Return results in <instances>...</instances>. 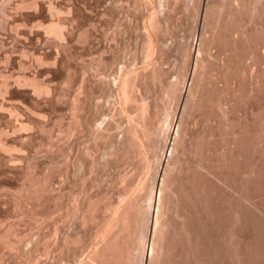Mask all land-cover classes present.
Segmentation results:
<instances>
[{
  "label": "rangeland",
  "instance_id": "1",
  "mask_svg": "<svg viewBox=\"0 0 264 264\" xmlns=\"http://www.w3.org/2000/svg\"><path fill=\"white\" fill-rule=\"evenodd\" d=\"M18 1H21V0H0V82H4L6 84V87L3 89L8 88V89H6L8 92L6 90H3V89L0 90V92L2 91V93H0V103H1L0 104V110H3V112L5 113L4 114L2 111H0V114H3V117L0 116V121L2 122V123L0 122V133L3 131V133H1L2 137H7L11 140L18 137L19 135L21 136L23 134V137L20 139V141H17L18 146H17V143L16 144L15 143L9 144V146L12 148V151H10V152L11 153L13 152L12 154L9 152V154L13 155L16 153L15 155H18L20 153V155H18V156H21V154H22V156L25 155L23 157L27 158V159L14 160L15 162L13 160L12 161L6 160V165H8V161H9L10 167H12L14 170L13 169L10 170V172L12 171L11 173L7 172L8 173L7 176H6L7 173L4 175H0V180H2V181H0V198H1L0 199V229H2V230H0V232H4L3 230H7V229L9 230L10 229L11 233H13V234L17 233V235H21V236H18L21 239V240L19 239L20 243L18 242V247H17L18 249L17 248H16V250L10 249L8 251V248H4L3 251L1 250L0 253H1L2 261L4 262V264L5 263L6 264H28L27 261L28 260L30 261V259L31 258L33 259V257L37 261L40 260V261L47 263V264H77L78 261L88 259L91 249L94 246H97L99 239L95 238V240H94L93 236L91 237V235H90V233L93 232L94 226H95V224H90V223H96L97 219L92 220L93 222L87 221L85 223H88V224L84 223L82 225L79 218H75L77 216L74 217L70 214V199L72 198L73 195H75V191L77 189L81 188L82 186H84V188L86 190V194H90V196L91 195L94 196L95 194L101 195V194L105 193L106 198H107L106 200L111 199L110 201H113V200L117 201L118 199L121 198L122 187H123V183L119 180L120 177L118 178V176H121V177H123V176L127 177L128 176V178L132 180V182L130 180V182L132 183V186L130 188L133 187V189H134V185H136V183H138L142 179L143 175L145 174V171L143 170L144 171V173H143V171H141L139 169L138 170L135 169L136 168L135 167L136 159H132L130 157L128 160L126 159L123 162H120V161H118V162L112 161L111 162L109 160V155H107V154H109L108 151L109 150L111 151V148L109 149V147H110L109 140H103V141H100L98 143L97 142L95 143L94 140L91 139L92 137L89 136V134L85 133V132H81V133L75 132L72 136L65 135L66 129L69 127L70 123L72 122L71 110H69L70 109V102L74 96L73 94L77 93L78 90H80V91L76 95H79V97L81 95L80 98H82L83 93H82V89H81L80 85L84 84L85 83L84 81H86L88 79V77L91 78L93 76L92 78H94V79H102V78L108 77V78L112 79L118 73V71H120V69L122 70L123 68L129 67V66L132 68H135V69H139V68L140 69H144V68L146 69L149 67L151 68L153 63L157 62V60H155V59H154L155 61L154 60H146L145 58L143 59L142 58L143 56L141 57V53H140V51H141L140 50V44L142 42V36L144 34L143 33L144 32V26H143L144 21L143 20H144L145 16L149 13L150 10H149V8L143 7L141 5L140 6L137 5V8H136V5L134 4V2H135L134 0H107V1L106 0H100V1L99 0H53L54 2L52 0H37V1H41L43 5L45 3L46 4L44 6L45 8H46V6L48 8V4L52 1L50 3L51 7L49 6L51 9L52 6L55 5L54 6L55 9L53 8L54 11L52 13H54L55 10H57V12H58V9H59V12H61V13L58 12L61 15H57L56 14L57 12H56V13H54L55 15L53 14L52 17L55 18L54 16H57L56 18L67 20L68 24L67 23L65 24V29H67V30L64 29V32H67V33L69 32V35L71 33V35H70L71 40L68 42L67 39L66 40L63 39L64 41L61 39L63 42H65V44H64V45H66L65 47H67V45H68V47H67L68 50H67L66 48L62 49L61 47L58 46L57 43H55L56 41L53 38V35H52V38H53L52 39L50 33H47L46 31H45L46 33L44 32V30H45L44 26H47L48 23L44 22V20H42L43 14L41 11L39 9H36V8H31L28 6L25 7V5H21L20 2L18 3ZM114 1L117 3H115ZM163 1L166 2L165 6H164V9L166 8L164 10V12H165L164 17L166 18L167 16H165V15H167V14L169 15L167 17V18H169V22H168V19L166 18L167 19L166 24H168V23L169 24L167 27L168 30L162 34V35H164V36H162L163 37L162 38V41H163L162 45L163 46L161 45L160 53L162 54V51L163 50L164 51L162 54L163 56L160 57V61L158 62V64H159V68L162 71L161 74L163 73L164 76L163 75L161 76V78L163 79L162 80L163 82H161L160 85L161 86L163 85V88H164L168 81L169 82L173 81L176 78H178V77L180 78L181 75H183L184 77L182 76L180 79L179 78L177 79L178 83H179L178 89L181 88L182 92H184V90L187 87H189L188 85L190 83H191V87H192V85L195 84L196 81H197L196 83H198L199 82L198 80L200 79V84L198 83L200 87L198 86L199 88H196V91L199 90V91H197V93L199 92V95L201 94L203 97L207 96L204 98V102L207 101L206 102L207 104L204 103L205 106L203 105L205 108L202 107V109H200L199 111L197 110V112L194 111V112L190 113L188 120H187V118L185 119V122L187 120L186 124L184 122L181 125L182 129L183 128L184 129L182 130L179 127V129L181 130V131L179 130L180 132H183L184 130H186V132L180 133V135L178 134L179 138L182 137V139H180V142H179V139L177 138V140H178V141H176L177 144H174V146L176 145V147L175 148L173 147V150H176V151H174V155L172 153L173 156H171L172 158L174 157L173 158L174 160L172 159V160H170L171 163L169 162V164H174V165L171 166L173 169L171 172L172 174L170 173L171 175H169L170 177H168V181L169 182H171V180L174 181L173 182L174 186H181L182 188H184V190H186V189L189 190L188 192H190L192 190L191 191L192 194H194L193 191L195 193H197L199 191L197 197H200V194L202 196L200 198H196V199H198L196 202H197V204L202 203V205L200 204L201 206L196 204L195 194L193 197H191V193H188V195H190L189 197L194 200L196 208L198 207V209H200L199 210L200 213L202 211L201 207L203 206V203L205 201H207L208 199L209 200L207 202L209 205H211V207L213 209L216 208L215 210H217V211L219 208L221 209L218 211L219 213H221V215L223 214V212L224 213L226 212L223 215L224 219L222 216V220L225 221V222L223 221V223H224L223 226L225 229L227 228V230L231 229V227H233V229H231V231L235 230L234 233L236 235L228 230L229 233L233 234L236 237V238H234V236H233L235 243H237L235 246V250L236 249H237V251L239 250L238 251L239 253H242V251H243V254L247 253L248 256H249L248 253L253 251V253H250L249 257H252L254 255L255 258L254 257H252V259L248 258V260H250L249 262L251 264L252 263L253 264H262L263 263L264 264V259H263L264 255L262 256V254H264V250H263L264 249L263 248L264 247V241L262 244V240H264V238H263L264 237V219H263L264 216L261 217L262 216L261 213H260V215L257 214V213H259V211H257V209L259 207H260L259 209L263 208V210H264V207H263L264 206L263 205L264 204L263 203L264 202V187H263L264 182H260V181H264V178H263L264 177L263 176L264 175V173H263L264 172V165H263L264 164V162H263L264 156H263V154H261V152H263V148H264V121H262L264 119V75H263L264 74V43H263L264 42V0H255V3L248 8V12L244 15V21L246 23V28H247L248 32L251 31V34H253V32H254L253 36L256 35L257 36L256 38L259 39V40H256L254 37V39L256 40L255 44H256V46H258L257 58L254 59L252 56L246 55L242 61V66H241V69L243 67H245L246 69H248L249 72H250V70H258L261 72L260 73L261 74L260 80L263 79V80H261L263 85L262 84H260V85L262 88L259 85V87L261 89H259V87H258V89L256 88L254 91L252 90L253 87H252V84L250 83V78L246 74L243 76L241 74H239L236 77L235 76H229L227 80H224V79H222V77L218 73V70L220 69L219 64L217 66V63H219L218 59H215L214 57H212L215 60H217V62H215L213 59L212 61L210 60L211 63L209 62V64H207V62L204 63L203 61H202L203 62L202 63L201 59L199 60L200 62H198V59L200 57L198 59L196 57H194V53H195L194 49L198 45L199 38L201 37L200 36L201 31L200 30H201V26L203 24L202 9H203L204 5L206 4L207 0H201V4H200L201 9L199 11V16L197 15L198 17L195 15H196V12H197L196 9H197L198 4L200 3V0H192V1L191 0H163ZM210 1L212 2L214 0H208V2H210ZM107 3L110 6L107 7L106 6V5H108ZM114 4H115V6L118 7V9H117V7H114ZM120 4L122 6H125V8L124 7L122 8ZM16 5H18L19 7L20 6H22V7L19 8ZM185 6H187L186 9H185ZM190 6H191V8H190ZM113 7L115 8V10ZM120 7H121V10H120ZM192 7L193 8L195 7L194 8L195 13H194V10ZM2 8H3V10H4V8L6 9L5 15H4L5 18L2 15ZM105 8L107 9V11ZM111 8H113V10ZM34 9H36V11ZM32 10H34V11H32ZM111 10L113 13L111 12ZM191 14H192V16H191ZM30 15L33 17L31 18ZM193 15H194V17H193ZM27 16L29 18H27ZM124 18L126 19V22L124 21L125 20ZM1 21H2V23H1ZM6 22H8V23L6 24ZM40 26H43L44 28L42 29V27H40ZM127 26L130 28H128ZM125 27H126V29H125ZM120 28L121 29L124 28V31L119 32V34H118V30H120ZM24 31H25V33H24ZM38 32L40 34L42 33L41 35L43 37L37 36ZM88 32H90L91 34ZM259 32H261V33H259ZM83 33H87L88 38H84ZM44 34H48V35L45 36ZM81 34H83V35H81ZM81 36H82V38H81ZM260 38H261V41H260ZM54 43H55V45L56 44L57 45L55 46ZM177 45H182V46H184L183 48H188V49H186L187 51L190 49L189 50V56H188L190 58V61L188 60L187 57H184V53L182 52V50L177 48ZM238 47H239V45H238ZM242 47H244V46H242ZM242 47L240 46V48H239L240 51H242L244 49ZM176 49H178V50H176ZM61 50L64 51V54H63V51H61ZM215 50H217L216 47H214V49L211 50L213 54H215V52H217ZM66 53H68V54H66ZM56 55H58L59 58H61V61H62L61 66L63 65L61 67V69H60L59 63H56V65L54 66L53 58ZM195 56H196V53H195ZM34 57H36V58L34 59ZM65 57H66V59H65ZM38 58L41 59V61H42L41 63L34 62L35 60L36 61L39 60ZM186 58H187V60H185ZM69 62L71 63V65ZM27 63L30 64V66ZM31 63H32V65H31ZM25 64H27L28 66H26ZM51 64L53 65L54 70H53V68L51 69L50 66H49V68H47L48 65H51ZM215 64L217 67L215 66ZM52 65H51V67H52ZM21 66H23V67H21ZM38 66H40L41 68ZM64 67L66 68V70ZM39 68H40V70L50 69L53 71L52 72L53 74L51 72L50 73H43L39 76V78H41L42 80H44L45 78L46 79L48 78L49 80H51L52 81L51 83L55 84V86H56V91H57L56 94L57 95H55V97H54L56 100L53 98L51 101H49L47 99V97L46 98L43 97L42 101L44 103L41 102V104H40V106L42 108L40 110L37 108L38 111H36V106L34 107V105H31V108H32L31 109L30 108L31 103H28L25 100V98L22 97L24 95H22L23 93H21V92L24 89H23V87L21 88V82L19 80L23 77V75L26 76V74L29 75V73H31L30 75L38 74L36 72H39V70H38ZM217 68H218V70H217ZM193 70H194V73H192ZM66 71H69L68 77H70V78H68V80H66V78H65V72ZM191 74H193L192 75L193 78L191 77ZM218 75H219V77H218ZM19 76L21 78H19ZM63 76L65 79L63 78ZM198 76H200L201 78H199ZM189 77H190V79H189ZM191 78L193 81H190ZM17 80L19 81L20 86L18 88H15V85L18 86ZM65 81H66V83H65ZM183 82H184V84H183ZM187 82H189V84ZM180 83H181V85H180ZM182 84H183V86H182ZM9 85H10V88H9ZM92 85H93V83H92ZM155 85L152 87L150 84L152 90H148V89H150V87L147 86L148 88L146 89L147 90L146 94L150 96L149 97L150 101H152V102L156 101V103L158 102L157 105H158V107H160V105L163 104L158 99V97H159L158 90L160 88L157 87V86H159L158 84H155ZM195 85H193V87H195ZM11 87L14 88V90L11 89ZM19 88H20V90H19ZM93 89L95 90V85L92 87V91H94ZM192 90L194 91V88ZM5 91H6V93H5ZM11 91H12V93H11ZM148 91H149V93H148ZM200 91L202 93H200ZM256 91L257 92L259 91L260 94L259 93L257 94ZM204 92H206L205 96L203 94ZM92 93H93V96L91 95L92 97H89V98H91V99H89V101L87 98L88 105L91 102L90 103L91 105H89L90 110L88 109L90 111V114H94L95 116L97 114L96 117H97V121L99 123L105 122V120L108 121L109 117L112 114H114L113 115L114 116L113 121L117 125V128L111 132L113 133L114 138L116 140L119 139L122 135L121 131H123L124 127H126L128 125L127 124L128 119L126 118V116L121 114V113L118 114L119 111H117V110H119V107H121V105H119L118 102L115 101L113 97L108 98L105 94H101V93L99 94V92L97 90H95ZM17 94H19L20 97ZM10 95H12V96H10ZM13 97H16V98H13ZM168 97L169 98L166 101L167 102L166 105H168V109H167L168 114H165V112L163 111L162 108H158L159 109L158 110L159 115L157 117L158 118L157 122H159V120H160V122L157 123V125H159V127L161 126L159 128L158 138H160L159 140H161L160 141L161 144L163 142L162 140L164 139L163 136L167 133L166 128H168V126L165 127L167 124L164 126L165 123H163V122L165 121V119H167V121H169L171 119L172 116H170V115L173 113V108L175 107V102H176L175 96L169 95ZM171 97L172 98L174 97V98L172 99ZM21 99L22 100L24 99L23 101H25V102H22ZM17 103H18V105H16ZM51 103H52V105H51ZM59 103H60V105L58 107L57 105ZM20 104H22V105H20ZM210 104H212V106H210ZM4 105H6V106H4ZM14 105L17 107V110H16V107ZM117 105H119V106H117ZM213 105H214V107H213ZM25 106L27 108H29L30 110L27 108L25 109ZM2 107L6 108V109H3ZM161 107H162V105H161ZM125 108L129 109L126 112L129 114H126V115L131 116V114H134L135 108H132V105H127V106H125ZM218 108H220V109H218ZM13 109L15 111H13ZM97 109H99V110H97ZM18 110H20L21 112ZM26 110H28V111H26ZM45 110H46V112H45ZM91 110L93 112L95 110L96 111L93 113ZM131 110H133V111L131 112ZM31 111H33V112H31ZM99 111L101 113H99ZM206 111L209 113H207ZM12 112H16V113H12ZM7 113H9V115ZM219 113H220V115H218ZM14 114H16V116ZM19 114L21 116H19ZM31 114H32V116H31ZM34 114L38 119L33 118V117H35ZM12 115H14L15 117ZM41 115H43V116H41ZM168 115H169V118H167ZM4 116H5V118H4ZM26 116H29V117H26ZM21 117H22V119H21ZM30 117L32 118V120ZM40 117H42V118H40ZM261 117H262V119H260L261 120L260 121L259 118H261ZM29 118H30V120H29ZM43 118L44 119L46 118V121ZM14 119H16L17 122ZM25 119H27V120H25ZM39 119H42L43 121L39 120ZM7 121L8 122L12 121L13 124H16V123L22 124V122H23L24 129L23 128L22 129L17 128L16 130H18V131L15 130L16 131V133H15L14 129H12L10 126H8V125H10V123L7 125L5 124V122L8 123ZM36 121H37V123H36ZM260 122L263 124H261ZM38 123H42L41 124L42 126L44 125L43 128L45 130L42 129V131H44L45 134L41 131V129L40 130L38 129V127H37ZM217 123L220 125V127H218L219 125ZM258 123H260V124H258ZM183 125H184V127H183ZM244 125H246L247 127L249 126L247 129H248V133L251 135L250 139H252V138L255 139L257 137L255 139V141H256V145L258 147L257 150H259L260 153L257 151V153H255V154H257V156H258L259 162L257 161V159H258L257 156L253 157L255 159H253L251 157V155L249 154V153H251V151L248 149L249 152L246 150V152H244V155H243L244 158H242L244 160L248 156L247 154H249V157L245 159V160L249 159V160H247L249 162L245 161L246 162L244 164L245 166H243L244 161L242 162V159H241L238 161L241 163V165L238 162H237L238 165H236L237 163L232 164L235 168H236V166H238L237 169H234V167L231 164H230V166L228 165L229 167L225 166V169L224 168L223 169L226 172V174H225V172H223V174H222V171H223L222 168H220L222 171L220 169H218V170H220L222 177H224V178L226 177L225 180L228 181L227 184L229 183L230 184L229 186L233 187L235 185L233 188L234 190L231 188L233 190V192L230 188L227 187L228 188L227 189L226 186H225V188L224 187L221 188L223 184L222 183L218 184L217 181H215V180L212 181L211 178L206 179L207 180L206 182H208L206 184L210 183L209 185H206L205 183H203V182H205V180H204L205 178H203V182H202L203 185H202L201 184L202 178L199 177L196 173H194L195 170L200 166H202V167L217 166L219 161L223 157L222 156L223 152H226L225 148H224V146H226V145H224V143H222L220 135H225L226 138L228 139V141L229 140L231 141L230 137L232 136V134H230V132L231 131H232L231 133L236 132V134H237L239 131L242 130ZM31 126H32V128L30 129ZM223 126H225V127H223ZM161 128H163V130ZM259 128H260V131H259ZM261 128H262V130H261ZM19 130H21V133ZM37 130H39V131H37ZM164 130H165V132H164ZM45 131L46 132L48 131L49 136L46 134ZM223 131H224V133H222ZM40 132L42 133V135H40L41 134ZM37 133L40 136H38ZM35 134L37 137L35 136ZM76 134H78V135H76ZM249 134H248V137H250ZM32 135L34 137H32ZM254 135L256 137H254ZM13 136H15V137L12 138ZM21 140H22V142H21ZM181 140H182V143H181ZM200 142H201V144H200ZM21 144H22V147L19 146ZM95 144H96V146H95ZM260 147H262V148H260ZM85 149H91V150L96 149L95 151H92V152L94 154V157H96L95 159H97L96 162H98L99 164L97 165V167H95V169L91 173L88 172V165H87V163L89 162L88 158H86L84 156L86 158L85 159L82 156L83 155L82 152ZM260 156H261V158L263 157L262 158L263 161L260 158ZM224 157H228V154H226ZM28 158L31 160H29ZM251 158L253 161V165H252V161L250 162ZM74 159H75V162H77L76 160L80 159L79 162H77L78 164H76L75 162H74L75 164H72ZM175 159H176V162H175ZM82 160H83V162H82ZM153 160H154V158H151V157L149 158L150 163L153 162V163H151V165L154 164V166H155V163H154L155 161H153ZM16 161H18V162H16ZM13 162H14V166L12 165ZM84 162H86V163L84 164ZM26 163H29L30 166H32V170H34L33 174H35L37 178H40V179L43 178L44 179V177L46 176V178H47L46 186L47 187H46V190L43 191L44 193L42 191L38 192L37 194H34L31 192L30 194L26 193L27 194V196H26V194L24 192H21V191H20L21 193L19 192V188L22 185V183H23V185H26V186L28 184L27 183L28 179L23 177L25 175V173H27L26 171H28L27 167L25 168V165H29V164H26ZM33 163H34V165H33ZM254 163L255 164L257 163L256 166ZM17 164H18V166H17ZM79 164L81 166H79ZM249 164H251V166ZM100 165H102V166H100ZM246 165H248V167L250 166L249 168H253L255 170L257 167L260 168L259 171H258V168L256 170L258 173L255 171V173L253 174V175H255V174H258V175H255L256 177L253 175H252L253 177L247 176L245 173V171H247V170H245V169L248 167ZM257 165H259V166H257ZM15 167H16V169H17V167L19 169H17V171H16ZM77 167L79 168L78 170H76ZM97 168H99V169H97ZM20 169H22V170H20ZM23 169H26V170H23ZM232 169H234V171ZM218 170L216 169V171H218ZM241 170L242 171L244 170V171L242 172ZM233 172H234V174H232ZM22 173H24V175ZM195 174H196L197 178H195L196 177ZM191 175H194L195 177H193V179L195 178L196 180H193ZM228 175H229V177H228ZM238 175H239L240 179L238 178ZM260 175H261V177H259ZM3 177H5V178H3ZM22 177L24 178V180ZM231 177H232V179H230ZM241 177H242V179H241ZM243 177H244V179H243ZM246 177L251 178L252 182H251V180H249V178H247L248 180H245ZM190 180H192V181H190ZM210 180H211V182H210ZM195 181H197V182H195ZM198 181L200 182V185H198ZM233 181H236V182L234 183ZM243 181L246 183L249 182V184L248 183L244 184L247 186V188L245 186L242 189V186H243L242 183H244ZM177 182L180 183L181 185L178 184ZM253 182H254V184H253ZM257 183H258V186H257ZM188 184L189 185L192 184V185L189 186ZM241 184H242V186H239ZM194 185H195V189H198L196 186H199V188H200V186L202 185L203 186V187L201 186L202 190H201V188L196 190V191L194 189H191V188H194ZM210 185L211 186L213 185V187H211ZM260 186L262 187V189ZM235 187H237V188H235ZM255 187L257 188L256 191L254 190ZM205 188H206V190H205ZM222 189H223V192H222ZM237 189H238V191H237ZM239 189L243 193L246 192V195H247L246 197L248 198L247 201L246 200L244 201V204H242L243 202L242 203L239 202L242 205L237 203L239 200L234 198L235 194H236L235 197L236 198L238 197V194H239L238 192L240 191ZM244 189H247V191ZM204 190H205V192H204ZM207 190H208V192H207ZM224 190L225 191L227 190L226 192L228 193L229 197L226 196L227 193L226 192L224 193ZM251 190L252 191L254 190V191L252 192ZM14 191H16V192H14ZM130 191L132 193V190H130ZM203 192H204V194L205 193L206 194L204 195ZM247 192L253 197H251ZM207 193H209V194H207ZM12 194H13V196L14 195L15 196L14 197L11 196ZM4 195H5V197H4ZM28 195H30V196L28 197ZM11 197L15 198V199L12 200ZM82 197H81L80 201H83V199L85 200V197H83V198ZM202 197H204V198H202ZM205 198H207V199H205ZM226 198L229 199V201ZM249 198H251V199H249ZM221 199H223L225 202ZM18 200H19V202H18ZM181 200L182 201H180V200L178 201V202H180L179 203L180 205L179 204L177 205V203L175 205L176 210L179 208L178 214L180 216H178V218L174 217V219H173V216H168V219H172V221L169 220V222L171 225L173 223L172 226L178 227L180 225L178 222L181 223V220L179 218L182 219V216L183 217L185 216L184 217V219L186 218L185 223L187 225L189 224L188 227L190 226L191 229L194 226L195 228H193L194 230L193 229L192 230L194 231V233H196L195 230L198 228V225H197V222L195 221V219L193 217H190L191 216L190 214L192 213V211L189 208H191V207H188V209L184 208V207H186V205L187 206H190V205L187 204L188 202L187 203L185 202V199H184V202H183V199H181ZM202 200L204 202H202ZM236 200H237V202H236ZM20 201L22 203H20ZM186 201H188V200H186ZM221 201H223L222 204H220ZM234 201H235V203H234ZM17 202H18V204H17ZM226 202H228V205H229L228 207H227ZM182 204H183V206H182ZM218 204H220V205H218ZM101 205H102V203H100V205L97 206V209H96L97 212H95V216H96V213H97V216H98V214H101V211H100ZM216 205H218V206L216 207ZM255 205H257V207ZM260 205H262V206H260ZM59 206H61V207H59ZM234 206H235V208H234ZM229 207H231L230 209H232L230 212H229ZM237 208L241 209V211L239 210L240 213L244 211L243 213L239 214V216L242 217L241 219L239 218L240 222H238V223L240 225L237 224V222L235 223V220H234V218H235L234 213L238 212V211H236V210H238ZM180 209H182V210H180ZM223 209H225V211ZM242 209H244V210H242ZM187 210H189V212ZM33 211H35V212H33ZM245 211H247L249 213H247ZM38 212H40V213H38ZM231 212H233V213H231ZM21 213H22V215H21ZM31 213H33V214H31ZM185 213L188 216L184 215ZM248 214H250V215L248 216ZM45 216H46V218H45ZM250 216H253V217H250ZM32 217H34V220ZM258 217H261L260 218L261 220ZM176 218L179 219V221ZM188 218H189V220L193 219L194 222L189 221ZM184 219H183V221H184ZM230 220H231V222H230ZM187 221H189V222H187ZM252 223H255L254 226ZM190 224H192V225H190ZM234 224H237V225H234ZM261 224H263V226ZM246 225L249 228L246 227ZM256 225H257V227H256ZM258 225L261 228L260 227L258 228ZM234 226L236 228H234ZM240 226L242 227V229ZM252 227H253V230L251 229ZM55 228H58L56 234L53 231ZM91 228L93 230H91ZM254 229L255 230L259 229L260 231L261 230H263V231L260 232L258 230L259 232L258 231L256 232ZM83 231H87V232L84 233ZM90 231H92V232H90ZM237 232L238 233L240 232V233L238 234ZM248 232H250V233H248ZM19 233H21V234H19ZM61 234H62V236L63 235H67V236L69 235L72 237L78 236L79 238L82 237L83 239L81 238V243L74 244V245L71 244L70 245L71 247L69 246V249L67 247L65 249V251L63 252V254L65 252H67V253L64 255L61 253L62 254L61 255L58 251L55 250L56 245L59 243V240L61 239ZM237 234H238V236H237ZM244 234H246V235H244ZM260 234H262L263 236L262 235L260 236ZM11 236L9 238H13ZM86 236H87V238H86ZM253 236H256V237H253ZM38 237H40V238L37 239ZM244 237H245V239H244ZM248 238L251 240H249ZM34 239H36L37 242ZM236 239H239L240 241L242 240L243 243L239 242V240L237 241ZM260 239H262V240H260ZM38 240H39V242H38ZM244 240H245V242H244ZM32 241H34V242H32ZM41 241H43V244L41 243ZM249 241H250V244L248 243ZM82 242L83 243L85 242V243L83 244ZM87 242H91L90 246L88 245L89 243H87ZM258 242H260V244ZM34 243H35V245L37 243H39L38 244L39 248H40V246L42 247L44 245L43 246L44 248L39 249L36 247L37 248L36 251L37 250H39V251L36 252L34 250L35 251L34 252L33 251V248L35 249ZM40 243H41V245H40ZM44 243H46V244H44ZM95 243H97V244H95ZM246 243L249 245H247ZM31 246H32V249H30ZM84 246H86V247H84ZM237 247H239V248H237ZM242 247L243 248L245 247L244 250ZM249 247H251V248H249ZM28 248L30 250H32L34 253L32 251H30ZM249 249H251V250H249ZM20 250H22V252L23 251L24 252L21 253ZM40 250L43 252L44 251L45 252L47 251V252L42 253ZM25 251L27 253L29 252V254L31 256H29V254H27ZM244 251H246V252L244 253ZM259 251L261 252V254ZM75 252H76V254H75ZM256 253L259 254L260 257ZM18 254H20V256ZM26 254H27V256H26ZM58 254H59V256H58ZM204 254H205V252H204ZM18 256L21 259H19ZM28 257H29V259H28ZM68 257H69V259H67ZM203 257H205V256H203ZM258 259H259V261H258ZM63 260H64V262H63ZM25 261H26V263H24ZM8 262H10V263H8Z\"/></svg>",
  "mask_w": 264,
  "mask_h": 264
},
{
  "label": "bare ground",
  "instance_id": "2",
  "mask_svg": "<svg viewBox=\"0 0 264 264\" xmlns=\"http://www.w3.org/2000/svg\"><path fill=\"white\" fill-rule=\"evenodd\" d=\"M53 1V0H52ZM51 1V2H52ZM100 1V0H99ZM98 1V2H99ZM107 1V0H106ZM135 1V2H134ZM134 4L136 5V8H137V5H141L143 7H147L149 8V13L145 16L144 18V22H143V26H144V34L142 36V42L140 44V53H141V57L146 60H157V62H154L152 67L150 68H144V69H135V68H132V67H126V68H123L122 70L120 69V71H118V73L114 76V78L110 79V78H102V79H94V78H89L84 81L85 83L84 84H81V89H82V98L81 95L79 97V95H76L80 90L77 91V93L73 94V98L70 102V109L71 110V120L72 122L70 123L69 127L66 129L65 131V135L67 136H72L75 132H85V133H88L89 136H91L94 140V142L98 143L100 141H103V140H109V144H110V147L109 149L111 148V151L109 150V160L112 162H123L125 161L126 159L128 160L129 157L132 158V159H136V164H135V169H139L141 171H145V174L143 175L142 179L136 183V185H134V189L133 187L130 188L132 186V180L128 178V176H118L119 180L123 183V187H122V195H121V198L118 199L117 201H110V200H106V194L103 193L101 195H91L90 194H86V190L84 188V186H82L81 188L77 189L75 191V195L72 196V198L70 199V214L72 216H77L75 218H79L80 222L82 223V225L87 222V221H90V222H93L92 220H96L97 219V222L96 223H90V224H95L94 226V230L91 228L92 233H90L91 237L93 236L94 240L95 238H98L99 239V242L97 244V246H94L91 251H90V254H89V257L87 260H81V261H78L77 264H251L248 260V258H251L255 256L251 255L252 257H249L250 256V253H253L250 252L248 253L249 256L246 254H243V251L242 253H239L237 251V249L235 250V246L237 243H235L234 241V238H236L233 234L229 233L228 230L232 233H234L235 230L231 231V229H233V227H231V229H228L227 228L225 229L224 228V223L222 220V216L226 213L223 212V214L221 215V213H219L218 211L221 210L220 208L217 210L213 209L211 207V205L208 204V200L204 201L202 200L203 203V206L201 207L202 211L201 213L199 212L200 209H198V207L196 208V205H195V202L198 200L196 198H200L202 195L200 194V197H197L198 196V192L195 193L193 191V193L195 194V202L193 199H191L188 195V193H191V197L194 196V194H192V190L190 192H188L189 190H184V188H182L181 186H174L173 185V182L171 180V182L168 181V177H170L169 175H171L172 173V167L174 164H169V162L171 163L170 160H172L173 158L171 156L174 155V151L176 150H173V147L175 148L176 145L174 146V144H177L176 141L177 138L179 139V142H180V139H182V137L179 138V135L180 133H184L186 132V130H184L183 132H180L182 129L181 125L185 122V119L189 118L190 116V113L196 111L197 110L199 111L200 109H202V107H204V103L207 104L206 102H204V98L207 97L205 96V93L204 92V96L203 97L201 94L199 95V92L197 93V90L196 91V88H199V84H200V79L201 78L200 76H198L199 78V84L195 82V87H192L194 88V91L192 90L193 88L191 87V83L189 84V82H187L189 85V87H187L184 92H182L181 88L178 89V78H176L175 80L173 81H168L167 84L165 85V87L163 88V85L161 86V82H163L161 76L163 75V73L161 74V69L159 68V64L158 62L160 61V57H162L163 55V51H162V54L160 53L161 51V45H162V35L163 33H165V31H167V27H168V24H166L167 22V19H168V22H169V18H167L169 15H165L167 16L166 18L164 17V6H165V1H161V0H134ZM192 1V0H191ZM20 2L21 5H25L28 6V7H31V8H36V9H39L42 14H43V19L44 22H47L48 25L47 26H44L45 27V30L44 32L46 31L47 33H50L51 35V38H52V35H53V38L55 39V43L58 44L59 47H61L62 49H67V47H65L66 45L65 42H63L64 40L63 39H67L68 42L71 40L70 38V35H69V32H64V29H65V24L67 23V20L66 19H60V18H56L57 16H54L55 18H53V14L57 12V10H55L54 13H52L54 10V6H52V10L50 9L51 7V2L48 4V8L46 6V9L44 6L46 5L44 3V5L42 4L41 1H37V0H21V1H18V3ZM48 2V1H47ZM54 2V1H53ZM105 2V1H104ZM103 2V3H104ZM115 2V1H114ZM187 2V1H186ZM101 3V2H100ZM117 3V2H115ZM137 3V4H136ZM191 3V2H190ZM198 3V2H197ZM255 3V0H214V1H210L206 2V4L204 5L203 9H202V20H203V24L201 26V37L199 38V43L198 45L195 47L194 49V52L196 53V56H195V53H194V57H196L198 59V62H200L199 60L201 59V62L203 61L204 63L207 62V64H209L210 60L212 61L214 58L215 59H218L219 63H217V66L219 64V70H218V73L219 75L222 77V79L224 80H227L229 76H237L239 74H241L242 76L243 75H247L249 78H250V83L252 84V90L254 91L256 88L258 89L259 85L262 84L261 79L260 80V71L258 70H250V72L248 71V69H246L245 67H243L241 69V66H242V61L243 59L245 58L246 55H249V56H252L254 59L257 58V48L258 46H256L255 44V41L256 40H259L257 39L256 35H254V32L253 34H251V31L248 32L247 28H246V23L244 21V15L248 12V8L253 5ZM108 4V3H107ZM112 4V3H111ZM122 4V3H121ZM120 4V5H121ZM186 4V3H185ZM184 4V5H185ZM193 4V3H192ZM201 0H200V3L198 4L197 6V9H196V15L194 14L195 13V10H194V15L195 16H199V11L201 9ZM113 5V4H112ZM117 5V4H116ZM194 5V4H193ZM18 6V5H16ZM15 6V7H16ZM50 6V7H49ZM57 6V5H56ZM107 7L110 6L109 4L106 5ZM19 7V6H18ZM22 7V6H20ZM19 7V8H20ZM114 7H117L115 6L114 4ZM113 7V8H114ZM121 7L125 8V6H122ZM121 7H120V10H121ZM135 7V6H134ZM187 6H185V9H186ZM59 8V7H58ZM61 8V7H60ZM70 8V7H69ZM75 8V7H74ZM113 8H111L113 10ZM184 8V7H183ZM191 8V6H190ZM28 9V8H27ZM30 9V8H29ZM36 9H34L36 11ZM55 9V8H54ZM73 9V8H72ZM106 9V8H105ZM118 9V7H117ZM26 10V9H25ZM32 10V11H34ZM48 12H47V11ZM65 10V9H64ZM67 10V9H66ZM111 10V12H112ZM115 10V8H114ZM191 10V9H190ZM5 11L6 9L2 8V15L4 16L5 15ZM29 11V10H28ZM50 11V12H49ZM63 11V10H62ZM68 11V10H67ZM107 11V9H106ZM110 11V10H109ZM192 11V10H191ZM58 12H59V9H58ZM56 13L57 15H61L59 13ZM66 12V11H65ZM70 12V11H69ZM68 12V13H69ZM110 12V13H111ZM126 12V11H125ZM33 13V12H32ZM37 13V12H36ZM40 13V12H39ZM113 13V12H112ZM111 13V14H112ZM35 14V13H34ZM41 14V13H40ZM107 14V13H106ZM1 15V16H2ZM36 15V14H35ZM34 15V16H35ZM55 15V14H54ZM193 15V17H194ZM29 16V15H28ZM27 16V18H29ZM63 16V15H62ZM127 16V15H126ZM192 16V14H191ZM197 16V17H198ZM30 17L32 18L33 16L30 15ZM40 17V16H39ZM144 17V16H143ZM5 18V16H4ZM35 18V17H34ZM127 18V17H126ZM125 19V18H124ZM18 20V19H17ZM36 20V19H35ZM128 20V19H127ZM3 21V20H2ZM1 21V23H2ZM26 21V20H25ZM126 22V19L124 20ZM5 22V21H4ZM43 22V23H44ZM8 22H6L7 24ZM68 24V23H67ZM131 24V23H130ZM127 25V24H126ZM129 26V25H128ZM127 26V27H128ZM131 26V25H130ZM42 27V29L44 28L43 26H40ZM130 28V27H128ZM38 29V28H37ZM126 29V27H125ZM36 30V29H35ZM67 30V29H65ZM22 31V30H21ZM30 31V30H29ZM40 31V30H39ZM70 31V30H69ZM124 31V28L120 30H118V34L119 32H123ZM20 32V31H19ZM41 32V31H40ZM45 32V33H46ZM25 33V31H24ZM31 33V32H30ZM90 33V32H88ZM256 33V32H255ZM261 33V32H259ZM258 33V34H259ZM22 34V33H21ZM42 34V33H41ZM39 32L37 33V36L39 37H43ZM84 34V38H88V34L87 33H83ZM81 34V35H83ZM91 34V33H90ZM45 36L48 35V34H44ZM260 35V34H259ZM258 35V36H259ZM44 36V37H45ZM261 36V35H260ZM259 36V37H260ZM263 36V35H262ZM255 37V39H254ZM258 37V38H259ZM37 38V37H36ZM52 38V39H53ZM82 38V36H81ZM90 38V37H89ZM44 39V38H43ZM63 41H62V40ZM38 40V39H37ZM45 40V39H44ZM263 40V39H262ZM53 41V40H52ZM73 41V40H72ZM260 41H261V38H260ZM43 42V41H42ZM47 42V41H46ZM51 42V41H50ZM63 42V43H62ZM259 42V41H258ZM54 43V45H55ZM71 43V42H70ZM257 43V42H256ZM264 43V42H263ZM51 44V43H50ZM56 44V45H57ZM68 44V43H67ZM239 47H238V45ZM258 44V43H257ZM55 45V46H56ZM57 46V47H58ZM163 46V45H162ZM189 46V45H188ZM240 46H244L242 48H244L242 51H240ZM184 46L182 45H177V48L182 50V52L184 53V57H187L188 60L190 61V58L188 57L189 56V50L187 51L186 49L188 48H183ZM187 47V46H186ZM214 47L217 48V52H215V54L212 53V49H214ZM60 48V49H61ZM59 49V48H58ZM163 49V48H162ZM176 49V50H178ZM68 50V49H67ZM63 51V50H61ZM113 53V52H112ZM181 53V52H180ZM57 54V53H56ZM60 54V53H59ZM63 54H64V51H63ZM68 54V53H66ZM191 54V53H190ZM71 55V54H70ZM161 55V56H160ZM37 57V56H36ZM34 57V59L36 58ZM214 57V58H212ZM6 58V57H5ZM11 58V57H10ZM51 58V57H50ZM71 58V57H70ZM187 58L185 60H187ZM212 58V59H211ZM7 59V58H6ZM39 59V58H38ZM64 59V58H63ZM66 59V57H65ZM215 62H217V60H215ZM8 60V59H7ZM13 60V59H12ZM53 63H54V66L56 65V63H59V66H60V69L61 67V58H59L58 55H56L54 58H53ZM112 60V59H111ZM154 60V61H155ZM10 61V60H9ZM27 61V60H26ZM28 62V61H27ZM34 62H37V63H41V59L39 60H35ZM68 62V61H67ZM100 62V61H99ZM197 62V61H196ZM202 62V63H203ZM214 62V63H215ZM52 63V62H51ZM70 63V62H69ZM211 63V62H210ZM21 64V63H20ZM28 64V63H27ZM25 64L26 66H30V64ZM129 64V63H128ZM206 64V65H207ZM23 65V64H22ZM32 65V63H31ZM36 65V64H35ZM52 65V64H51ZM51 65H48L47 68H50L52 69L53 68V65L51 67ZM71 65V63H70ZM69 65V66H70ZM127 65V64H126ZM131 65V64H130ZM203 65V64H202ZM201 65V66H202ZM37 66V65H36ZM67 66V65H66ZM65 66V67H66ZM77 66V65H76ZM132 66V65H131ZM194 66V65H193ZM204 66V65H203ZM216 66V64H215ZM216 66V67H217ZM23 67V66H21ZM40 67V66H38ZM43 67V66H42ZM58 67V66H57ZM64 67V68H65ZM205 67V66H204ZM215 67V68H216ZM41 68V67H40ZM40 68L38 69L39 72H36L38 74H34V75H30L31 73L26 74V76L23 75V77L21 78L19 76V78H21L19 81L21 82V88L23 87V91L21 93H23L22 97L25 98V100L28 102V103H31L30 104V108H31V105H34V107L36 106V111L37 108L40 110L42 107L40 106L41 102L44 103L42 101V98L43 97H47V99L49 101H51L56 94V86L55 84H52L51 80H48L44 79L42 80L41 78H39V76L43 73H52L53 71L50 70V69H44V70H40ZM72 68V67H71ZM54 70V68H53ZM66 70V68H65ZM69 70V69H68ZM183 70V69H182ZM6 72V71H5ZM67 72V73H66ZM65 72V78L66 80H68V74H69V71H66ZM181 72V71H180ZM179 72V73H180ZM178 73V74H179ZM185 73V72H184ZM187 73V72H186ZM194 73V70L193 72ZM53 74V73H52ZM166 74V73H165ZM200 74V73H199ZM47 75V74H46ZM57 75V74H56ZM185 75V74H184ZM193 74H191V77H192ZM218 75V77H219ZM264 75V74H263ZM22 76V75H21ZM43 76V75H42ZM72 76V75H71ZM164 76V75H163ZM183 75H181L182 77ZM188 76V75H187ZM62 77V76H61ZM180 77V78H181ZM184 77V76H183ZM217 77V76H216ZM64 78V76H63ZM64 78V79H65ZM179 78V79H180ZM193 78V77H192ZM191 78L190 81H193ZM248 78V79H249ZM186 79V78H185ZM190 79V77H189ZM188 79V80H189ZM165 80V79H164ZM184 80V79H183ZM5 81V80H4ZM19 81L17 80V84L18 86L15 85V88H18L20 86L19 84ZM54 81V80H53ZM6 82V81H5ZM15 83V84H16ZM55 83V82H54ZM66 83V81H65ZM68 83V82H67ZM83 83V82H82ZM93 83V85H92ZM194 83V82H193ZM153 87L155 84H158L160 89L158 90L159 92V97L158 99L163 103L160 105V107H158V102L156 103V101L152 102L149 100V95H147V86L150 87V89L148 90H152L151 89V86ZM164 84V83H163ZM184 84V82H183ZM182 84V86H183ZM12 85V84H11ZM95 85V90H97L99 92V94H105L108 98H111L113 97L115 101L118 102L119 105H121V107H119V113L118 114H123L126 116V118L128 119V125L126 127H124L123 131H121L120 133L122 134L121 137L119 139H115L114 138V135L111 131H113L114 129L117 128V125L115 124V122L113 121L114 119V114H112L108 121L105 120V122H98L97 121V114L96 116L94 114H90V109H89V105H91L89 103H87V98H88V101L89 97H92L93 96V93L94 91H92V87ZM181 85V83H180ZM263 85V84H262ZM13 86V85H12ZM156 86V85H155ZM199 86V87H198ZM6 87V84L4 82H0V90L5 88ZM181 87V86H180ZM215 87V86H214ZM261 87V85H260ZM259 87V89H261ZM9 88H10V85H9ZM192 88V89H191ZM8 89V88H6ZM6 89H3V90H6ZM11 89L14 90V88L11 87ZM10 89V90H11ZM154 89V88H153ZM16 90V89H15ZM20 90V88H19ZM22 90V89H21ZM146 90V91H145ZM7 91V90H6ZM5 91V93H6ZM202 91V90H201ZM200 91V93H202ZM8 92V91H7ZM2 93V91L0 92ZM4 93V92H3ZM12 93V91H11ZM79 93V94H80ZM97 93V92H96ZM149 93V91H148ZM255 93V92H254ZM256 93L258 94L259 91ZM208 94V93H207ZM260 94V93H259ZM19 95V94H17ZM16 95V96H17ZM60 95V94H59ZM58 95V96H59ZM92 95V96H91ZM96 95V94H95ZM104 95V96H105ZM169 95H172V96H175L176 98V102H175V107L173 108V113L170 115L172 116L171 119L169 121H167V119H165V121L163 123L165 127L168 126V128H166V136L164 135V139L162 140V144L160 143L161 140H159L160 138H158L159 136V125H157V123L160 122H157V117H158V108H162L163 111L165 112V114H168L167 112V109H168V105H166V101L167 99L169 98L168 96ZM12 96V95H10ZM20 97V95H19ZM21 97V98H22ZM210 97V96H209ZM13 98H16V97H13ZM12 98V99H13ZM172 98V97H171ZM174 98V97H173ZM172 98V99H173ZM211 98V97H210ZM209 98V99H210ZM55 99V98H54ZM208 99V100H209ZM22 100V99H21ZM24 100V99H23ZM22 102H25L23 101ZM56 100V99H55ZM58 100V99H57ZM155 100V99H154ZM5 101V100H4ZM13 101V100H12ZM91 101V100H90ZM7 102V101H6ZM14 102V101H13ZM54 102V101H53ZM12 103V102H11ZM27 103V104H28ZM212 103V102H211ZM1 104V103H0ZM6 104V103H5ZM3 105V104H2ZM7 105V104H6ZM4 105V106H6ZM18 105V103L16 104ZM22 105V104H20ZM52 105V103H51ZM60 103L57 105L59 107ZM117 105V106H119ZM127 105H132V108H135V112L134 114H131V116L129 117L128 115L126 114H129V113H126L129 109L125 108V106ZM204 105V106H203ZM209 105V104H208ZM218 105V104H217ZM11 106V105H10ZM15 106V105H14ZM29 106V105H28ZM97 106V105H96ZM210 106H212V104H210ZM209 106V107H210ZM219 106V105H218ZM12 107V106H11ZM16 107V106H15ZM14 107V108H15ZM49 107V106H48ZM56 107V106H55ZM95 107V106H94ZM102 107V106H101ZM214 107V105H213ZM216 107V106H215ZM220 107V106H219ZM3 108V107H2ZM22 108V107H21ZM27 107L25 106V109ZM97 108V107H96ZM205 108V107H204ZM211 108V107H210ZM3 109H6V108H3ZM23 109V108H22ZM24 109V110H25ZM29 109V108H27ZM32 109V108H31ZM47 109V108H46ZM62 109V108H61ZM89 109V110H88ZM101 109V108H100ZM127 109V110H126ZM170 109V108H169ZM207 109V108H206ZM212 109V108H211ZM220 109V108H218ZM217 109V110H218ZM222 109V108H221ZM16 110H17V107H16ZM30 110V109H29ZM49 110V109H48ZM99 110V109H97ZM102 110V109H101ZM204 110V109H203ZM3 112V110H0ZM7 111V110H6ZM13 111H15L13 109ZM20 111V110H18ZM28 111V110H26ZM92 111V110H91ZM96 111V110H95ZM94 111V112H95ZM133 110H131L132 112ZM208 111V110H207ZM206 111V112H207ZM212 111V110H211ZM222 111V110H221ZM21 112V111H20ZM33 112V111H31ZM46 112V110H45ZM89 112V113H88ZM93 112V111H92ZM93 112V113H94ZM130 112V111H129ZM161 112V111H160ZM204 112V111H203ZM219 112V111H218ZM4 113V112H3ZM12 113H16V112H12ZM99 113H101L99 111ZM209 113V112H207ZM212 113V112H211ZM210 113V114H211ZM5 114V113H4ZM9 115V113H7ZM161 114V113H160ZM164 114V115H165ZM209 114V115H210ZM16 116V114H14ZM12 115V116H14ZM29 115V114H28ZM133 115V116H132ZM179 115V116H178ZM220 115V113L218 114ZM1 117H3V114H0ZM14 116V117H15ZM19 116H21L19 114ZM32 116V114H31ZM35 116V114H34ZM43 116V115H41ZM124 116V117H125ZM208 116V115H207ZM11 117V116H10ZM13 117V118H14ZM26 117H29V116H26ZM39 117V116H38ZM5 118V116H4ZM12 118V117H11ZM19 118V117H18ZM31 118V117H30ZM29 118V120H30ZM33 118H37L36 116L33 117ZM42 118V117H40ZM169 118V115L168 117ZM2 119V118H1ZM22 119V117H21ZM38 119V118H37ZM36 119V120H37ZM44 119V118H43ZM175 119V120H174ZM262 119L259 118V120ZM5 120V119H4ZM16 121V119H14ZM24 120V119H23ZM27 120V119H25ZM28 120V121H29ZM32 120V118H31ZM39 120H42V119H39ZM46 121V118L44 119ZM186 120V122H187ZM3 121V120H2ZM6 121V120H5ZM14 121V122H15ZM43 121V120H42ZM261 121V120H260ZM264 121V119L262 120ZM1 122V121H0ZM8 122V121H7ZM17 122V121H16ZM22 122V121H21ZM25 122V121H24ZM32 122V121H31ZM30 122V123H31ZM35 122V121H34ZM33 122V123H34ZM40 122V121H39ZM98 122V123H97ZM127 122V121H126ZM185 122V124H186ZM220 122V121H219ZM2 123V122H1ZM4 123V122H3ZM8 126H10L12 129H14V132L16 133V130L17 128H23L24 129V125H23V122L22 124H13L12 121H9L8 123L5 122V124H9ZM20 123V122H19ZM37 123V121H36ZM261 123V122H260ZM258 123V124H260ZM25 124V123H24ZM42 123H38L37 124V127L38 129L42 131L45 130L43 128V126L41 125ZM218 124V123H217ZM263 124V123H261ZM36 125V124H35ZM47 125V124H46ZM45 125V126H46ZM219 125V124H218ZM222 125V124H221ZM3 126V125H2ZM257 126V125H256ZM261 126V125H260ZM27 127V126H26ZM34 127V126H33ZM163 127V126H162ZM180 127V129H179ZM184 127V125H183ZM220 127V125L218 126ZM225 127V126H223ZM246 127V128H245ZM249 127V126H248ZM246 125H244V127L242 128L241 131H239L237 134L236 132L235 133H231L232 136L230 137L231 138V141L229 142L228 139L226 138L225 135H220L221 137V140H222V143H224V148H225V151L226 152H223V157L222 159L219 161L218 165L217 166H207V167H198L194 173H196L199 177L202 178V181H201V184L203 182V178H205V182L203 183H208L206 182L207 180L206 179H212L217 181V183H222V187L221 188H234V186H229L230 184L226 181V177H222V174L225 169V166H230V164H234V163H237L239 160H241L244 155V152H246V150L249 152V150L251 151V153H249L251 155V157H256L257 154V151L259 152V150H257V145H256V141L255 139L257 138L255 135L254 137H256L255 139L251 138V135L248 133V128ZM259 127V126H258ZM262 127V126H261ZM8 128V127H7ZM28 128V127H27ZM32 128V126L30 127V129ZM49 128V127H48ZM186 128V127H185ZM36 129V128H35ZM47 129V128H46ZM163 130V128H161ZM184 129V128H183ZM182 129V130H183ZM221 129V128H220ZM16 130V131H15ZM37 130V131H39ZM180 130V131H179ZM262 130V128H261ZM20 133H21V130H19ZM35 131V130H34ZM259 131H260V128H259ZM44 133V131H42ZM46 132V131H45ZM63 132V131H62ZM61 132V133H62ZM165 132V130H164ZM221 132V131H220ZM250 132V131H249ZM258 132V131H257ZM3 133V131L1 132ZM0 133V175H4L6 174L7 172H10V170H12L13 168L10 167L9 165V161H8V165H6V160H10V161H14V160H21V159H27V158H24L23 155L21 154V156H18L20 155V153L18 155H11L12 153L10 151H12V148L9 146V144L11 143H17V141H20V139L23 137V134L16 138H14L15 136H13L12 138L14 139H9L7 137H2ZM34 133V132H33ZM39 133V132H38ZM37 133V135H38ZM41 133V132H40ZM224 133V131L222 132ZM259 133V132H258ZM27 134V133H26ZM45 134V133H44ZM46 134L48 135V131L46 132ZM179 134V135H178ZM248 134L250 135V137H248ZM254 134V133H253ZM256 134V133H255ZM42 135V133L40 134ZM38 135V136H40ZM78 135V134H76ZM184 135V134H183ZM182 135V136H183ZM17 136V135H16ZM36 136V134H35ZM45 136V135H44ZM49 136V135H48ZM162 136V135H161ZM185 136V135H184ZM32 137H34L32 135ZM37 137V136H36ZM203 137V136H202ZM253 137V136H252ZM43 138V137H42ZM47 138V137H46ZM23 140V139H22ZM21 140V142H22ZM16 141V142H15ZM184 141V140H183ZM178 142V143H179ZM20 143V142H19ZM24 143V142H23ZM22 143V144H23ZM181 143H182V140H181ZM180 143V144H181ZM22 144L19 145L20 147H22ZM201 144V142H200ZM16 146V145H15ZM17 146H18V143H17ZM96 146V144H95ZM26 147V146H25ZM262 148V147H260ZM259 148V149H260ZM21 149V148H20ZM249 149V150H248ZM96 150V149H95ZM95 150H91V149H85L82 153H83V158H88V172L91 173L93 172V170L95 169V167H97V165L99 164L98 162H96L97 159H95L96 157H94V154L92 151H95ZM261 150V149H260ZM9 152L11 154H9ZM107 152V153H108ZM247 152V153H248ZM173 153V155H172ZM260 153V152H259ZM258 153V154H259ZM24 154V153H23ZM226 154H228V157H224ZM249 154H247L245 157L248 158L249 157ZM261 154H263L264 156V148H263V152H261ZM80 155V154H79ZM255 155V156H254ZM81 156V157H82ZM85 156V157H84ZM154 158L153 161H155V166L154 164L151 165V162L149 161V158ZM78 158V157H77ZM85 158V159H86ZM245 158V159H246ZM252 158L250 160V162L252 161ZM258 158V156H257ZM261 158V156H260ZM263 158V157H262ZM261 158V159H262ZM29 159V158H28ZM76 159V158H75ZM75 159L73 160V163L72 164H78L77 162H79V160H76L77 162H75ZM243 160L242 159V162H243V166H245L244 164L246 163L245 161L249 160ZM255 159V158H253ZM31 160V159H29ZM33 160V159H32ZM151 160V159H150ZM174 160V159H173ZM259 160V158L257 159V161ZM109 161V162H110ZM263 161V159H262ZM261 161V162H262ZM15 162V161H14ZM14 162H13V166H14ZM18 162V161H16ZM29 162V161H28ZM32 162V161H31ZM75 162V163H74ZM83 162V160H82ZM87 162V161H86ZM84 162V164L86 163ZM175 162H176V159H175ZM249 162V161H247ZM259 162V161H258ZM264 162V161H263ZM104 163V162H103ZM240 163V162H238ZM238 163L236 165H238ZM26 164H29V163H26ZM81 164V163H80ZM79 164V166H81ZM101 164V163H100ZM248 164V163H247ZM255 164V163H254ZM257 164V163H256ZM255 164V166H256ZM262 164V163H261ZM260 164V165H261ZM34 165V163H33ZM83 165V164H82ZM241 165V163H240ZM251 166V164H249ZM252 165H253V161H252ZM264 165V164H263ZM18 166V164H17ZM74 166V165H73ZM78 166V165H77ZM102 166V165H100ZM99 166V167H100ZM154 166V167H153ZM228 166V167H229ZM233 166V165H232ZM242 166V167H243ZM248 167V165H246ZM249 166V167H250ZM259 166V165H257ZM27 167L28 171H26L27 173H22L26 179H28V184L27 186L26 185H22L20 186L19 188V192H24L25 194L27 193H34V194H37L38 192L40 191H45L46 190V184H47V178L46 176L44 177V179H40V178H37L34 173V170H32V166L29 165H25V168ZM75 167V166H74ZM227 167V168H228ZM234 167V166H233ZM238 166H236V168L234 167V169H237ZM248 167V168H249ZM220 168H224L223 171L220 169ZM232 168V167H231ZM241 168V167H240ZM246 168L245 170V173L247 176L249 177H253L255 175H258V174H255V169L253 168ZM255 168V167H254ZM263 168V167H262ZM16 169V167H15ZM17 169H19L17 167ZM16 169V171H17ZM35 169V168H34ZM79 168L77 167L76 170H78ZM99 169V168H97ZM216 169H220L222 171V174L220 172V170L216 171ZM234 169H232L234 171ZM243 169V168H242ZM260 168H258V171H259ZM14 170V169H13ZM22 170V169H20ZM23 170H26V169H23ZM227 170V169H226ZM240 170V169H239ZM238 170V171H239ZM262 170V169H261ZM33 171V172H32ZM143 171V173H144ZM242 171V170H241ZM244 171V170H243ZM242 171V172H243ZM12 172V171H11ZM10 172V173H11ZM23 172V171H22ZM230 172V171H229ZM228 172V173H229ZM236 172V171H235ZM257 172V171H256ZM36 173V172H35ZM171 173V174H170ZM231 173V172H230ZM229 173V174H230ZM258 173V172H257ZM264 173V172H263ZM21 174V173H20ZM195 174V176H196ZM226 174V172H225ZM234 174V172L232 173ZM240 174V173H239ZM261 174V173H260ZM8 175V173L6 174V176ZM35 175V176H34ZM47 175V174H46ZM243 175V174H242ZM245 175V174H244ZM251 175V176H250ZM253 175V176H252ZM192 176V179L193 177H195L194 175H191ZM225 176V175H224ZM233 176V175H232ZM264 176V175H263ZM22 177V178H23ZM48 177V176H47ZM229 177V175H228ZM249 177H246L245 180H248L247 178ZM256 177V176H255ZM258 177V176H257ZM261 177V175L259 176ZM2 178V177H1ZM5 178V177H3ZM131 178V177H130ZM172 178V177H171ZM197 178V176L195 177ZM193 179V180H196V179ZM234 178V177H233ZM236 178V177H235ZM238 178H239V175H238ZM264 178V177H263ZM170 179V178H169ZM191 179V178H190ZM232 179V177L230 178ZM237 179V178H236ZM240 179V178H239ZM242 179V177H241ZM244 179V177H243ZM253 179V178H252ZM261 179V178H260ZM4 180V179H3ZM24 180V178H23ZM131 180V182H130ZM189 180V179H188ZM199 180V179H198ZM249 180H251V178H249ZM254 180V179H253ZM257 180V179H256ZM255 180V181H256ZM262 180V179H261ZM2 181V180H0ZM192 181V180H190ZM239 181V180H238ZM241 181V180H240ZM258 181V180H257ZM176 182V181H175ZM197 182V181H195ZM194 182V183H195ZM211 182V180H210ZM234 183L236 181H233ZM244 182V181H243ZM252 182V180H251ZM260 182H264V181H260ZM25 183V182H24ZM178 183V182H177ZM189 183V182H188ZM193 183V182H192ZM239 183V182H238ZM246 182L242 183L241 185L239 186H242V189L243 187H245L246 185H244ZM249 184V182H247ZM246 183V184H247ZM256 183V182H255ZM180 184V183H178ZM184 184V183H183ZM196 184V183H195ZM210 184V183H209ZM209 184H206V185H209ZM233 184V183H232ZM231 184V185H232ZM252 184V183H251ZM254 184V182H253ZM263 184V183H262ZM49 185V184H48ZM181 185V184H180ZM189 185V184H188ZM192 185V184H191ZM189 185V186H191ZM198 185H200V182L198 181ZM203 185V184H202ZM201 185V186H202ZM221 185V184H220ZM238 185V184H237ZM187 186V185H186ZM185 186V187H186ZM200 186V188H201ZM211 186V185H210ZM238 186V187H239ZM253 186V185H252ZM257 186H258V183H257ZM262 186V185H261ZM260 186V187H261ZM198 189L199 186H196ZM203 187V186H202ZM205 187V186H204ZM213 187V185L211 186ZM264 187V186H263ZM191 188V187H190ZM189 188V189H190ZM227 188V189H228ZM237 188V187H235ZM240 188V187H239ZM247 188V186H246ZM250 188V187H249ZM191 189H194L195 191L198 190V189H195V185H194V188H191ZM204 189V188H203ZM209 189V188H208ZM211 189V188H210ZM231 189V190H232ZM254 189V188H253ZM256 187H255V191H256ZM262 189V187H261ZM260 189V190H261ZM132 190V193L131 191ZM202 190V188H201ZM200 190V191H201ZM206 190V188H205ZM204 190V192H205ZM234 190V189H233ZM232 190V192H233ZM240 190V189H239ZM247 191V189H244ZM243 190V191H244ZM253 190V191H254ZM17 191V190H16ZM14 191V192H16ZM211 191V190H210ZM227 191V190H226ZM224 190V193L226 192ZM230 191V190H229ZM238 191V189H237ZM236 191V192H237ZM252 191V190H251ZM252 191V192H253ZM20 192V193H21ZM41 192V193H42ZM203 192V194H204ZM208 192V190H207ZM222 192H223V189H222ZM231 192V193H232ZM250 192V191H249ZM44 193V192H43ZM201 193V192H200ZM227 193V192H226ZM239 193V194H238ZM238 197L236 198V194L234 196L235 199L239 200L237 203L239 202H243L242 204H244V201L248 200V198L246 197V192L243 193L241 192V190L238 192ZM248 193V192H247ZM14 194V193H13ZM13 194L11 196H13ZM16 194V193H15ZM23 194V193H22ZM26 194V196H27ZM105 194V195H104ZM206 194V193H205ZM204 194V195H205ZM209 194V193H207ZM249 194V193H248ZM19 195V194H18ZM87 195V196H86ZM203 195V196H204ZM224 195V194H223ZM250 195V194H249ZM15 196V195H14ZM13 196V197H14ZM30 195H28L29 197ZM85 197V200L83 199V201H80L81 200V197ZM228 193H227V195ZM225 196V197H226ZM233 196V195H232ZM231 196V197H232ZM251 196V195H250ZM5 197V195H4ZM3 197V198H4ZM24 197V196H23ZM82 197V198H83ZM205 197V196H204ZM202 197V198H204ZM207 197V196H206ZM227 197V198H228ZM253 197V196H251ZM12 198V197H11ZM19 198V197H18ZM208 198V197H207ZM205 198V199H207ZM210 198V197H209ZM223 198V197H222ZM226 198V199H227ZM1 199V198H0ZM15 199V198H12V200ZM24 199V198H23ZM26 199V198H25ZM58 199V198H57ZM181 199H183V202H184V199H185V202L187 204H189L190 206H187L184 207V208H187L188 207H191L189 209H191L192 213L189 215L190 217H193L195 219V221L197 222V225H198V230L196 229V233H194V229L195 228L193 226V230L190 228V226L188 227V225L185 223V220L186 218L184 219V217L182 216V219L179 218L181 220V223L178 222L180 225L178 227H174L170 224L169 220L172 221V219H168V216H173V219L174 217H177L180 216L178 214V209L176 210L175 208V205L177 203V205L180 203L178 202L179 200L182 201ZM225 199V198H224ZM251 199V198H249ZM188 200V201H186ZM200 200V199H199ZM223 200V199H221ZM229 201V199H227ZM226 200V201H227ZM231 200V199H230ZM15 201V200H14ZM24 201V200H23ZM201 201V200H200ZM224 201V200H223ZM223 201L220 202V204L223 203ZM232 201V200H231ZM19 202V200H18ZM17 202V204H18ZM207 202V203H206ZM225 202V201H224ZM233 202V201H232ZM252 202V201H251ZM263 202V201H262ZM20 203H22L20 201ZM25 203V202H24ZM100 203H102L101 205V214H98L97 216V213H96V216H95V212H97V206L100 205ZM185 203V204H186ZM206 203V204H205ZM227 203V207L229 206L228 205V202ZM231 203V202H230ZM235 203V201H234ZM236 203V204H237ZM241 203H239L240 205H242ZM246 203V202H245ZM249 203V202H248ZM264 203V202H263ZM13 204V203H12ZM197 204V202H196ZM202 205V203H200ZM200 204H197V205H200ZM205 204V205H204ZM211 204V203H210ZM218 204V205H220ZM253 204V203H252ZM21 205V204H20ZM180 205V204H179ZM200 205V206H201ZM216 205V207L218 206ZM234 205V204H233ZM238 205V204H237ZM248 205V204H247ZM264 205V204H263ZM18 206V205H17ZM183 206V204H182ZM214 206V205H213ZM232 206V205H231ZM236 206V205H235ZM234 206V208H235ZM245 206V205H244ZM253 206V205H252ZM257 207V205H255ZM262 206V205H260ZM14 207V206H13ZM61 207V206H59ZM226 207V206H225ZM255 207V208H256ZM259 207V206H258ZM264 207V206H263ZM20 208V207H19ZM182 208V207H181ZM231 207H229V212L232 210L230 209ZM245 208V207H244ZM248 208V207H247ZM252 208V207H251ZM260 208V207H259ZM257 209V211H259V213H257L258 215H260V213L262 214L261 217L264 216V210L263 208L262 209ZM198 209V210H197ZM238 209V208H237ZM254 209V208H253ZM252 209V210H253ZM22 210V209H21ZM99 210V209H98ZM182 210V209H180ZM225 211V209H223ZM227 210V209H226ZM241 209H238L236 211L238 212H235V223L237 222V224H239L238 222H240L239 220L242 218L239 216V214L243 213L240 211ZM244 210V209H242ZM30 211V210H29ZM184 211V210H183ZM182 211V212H183ZM189 212V210H187ZM256 211V210H255ZM256 211V212H257ZM35 212V211H33ZM247 212V211H245ZM255 212V213H256ZM25 213V212H24ZM40 213V212H38ZM99 213V212H98ZM180 213V212H179ZM233 213V212H231ZM230 213V214H231ZM249 213V212H247ZM254 213V212H253ZM30 214V213H29ZM33 214V213H31ZM22 215V213H21ZM28 215V214H27ZM70 215V216H71ZM184 215H187L186 213ZM245 215V214H244ZM250 214H248L249 216ZM24 216V215H23ZM43 216V215H42ZM188 216V215H187ZM227 216V215H226ZM233 216V215H232ZM246 216V215H245ZM28 217V216H27ZM44 217V216H43ZM189 217V218H190ZM234 217V216H233ZM244 217V216H243ZM250 217H253V216H250ZM261 217H258L259 219ZM33 220H34V217H32ZM46 218V216H45ZM172 218V217H171ZM176 218V219H177ZM188 218V220H189ZM240 218V219H239ZM179 219H177L179 221ZM184 219V221H183ZM223 219H224V216H223ZM264 219V217H263ZM229 220V219H228ZM245 220V219H244ZM252 220V219H251ZM258 220V219H257ZM261 220V219H260ZM259 220V221H260ZM189 221H193V219H190ZM187 221V222H189ZM248 221V220H247ZM246 221V222H247ZM258 221V222H259ZM263 221V220H262ZM261 221V222H262ZM95 222V221H94ZM177 222V221H176ZM192 222V223H193ZM225 222V221H224ZM231 222V220H230ZM244 222V221H243ZM245 222V223H246ZM255 222V221H254ZM175 223V222H174ZM257 223V222H256ZM263 223V222H262ZM85 224H88V223H85ZM231 224V223H230ZM237 224H234V225H237ZM243 224V223H242ZM247 224V223H246ZM250 224V223H249ZM248 224V225H249ZM253 226L255 223H252ZM192 225V224H190ZM228 225V224H227ZM240 225V224H239ZM244 225V224H243ZM263 226V224H261ZM92 226V225H91ZM231 226V225H230ZM56 227V226H55ZM93 227V226H92ZM197 227V226H196ZM241 227V226H240ZM246 227H248L246 225ZM245 227V228H246ZM257 227V225H256ZM260 226L258 225V228ZM8 228V227H7ZM89 228V227H88ZM234 228H236L234 226ZM244 228V227H243ZM249 228V227H248ZM255 228V227H254ZM261 228V227H260ZM57 229L58 228H55L53 231L55 232V234L57 233ZM242 229V227H241ZM253 230V227L251 228ZM256 229V228H255ZM254 229V230H255ZM2 230V229H0ZM12 230V229H11ZM15 230V229H14ZM90 230V229H89ZM245 230V229H244ZM247 230V229H246ZM259 230V229H258ZM258 230H255L256 232ZM4 232H0V252L1 250L3 251L4 248H8V251L10 249H15L18 247V242L20 243L19 239L20 237L18 236H21V235H17V233L13 234L11 233L10 229L8 230H3ZM88 231V230H87ZM87 231H83L84 233L87 232ZM241 231V230H240ZM260 231V230H259ZM258 231V232H259ZM263 231V230H261ZM260 231V232H261ZM13 232V231H12ZM15 232V231H14ZM243 232V231H242ZM247 232V231H246ZM245 232V233H246ZM22 233V232H21ZM19 233V234H21ZM238 233V232H237ZM240 233V232H239ZM238 233V234H239ZM250 233V232H248ZM54 234V233H53ZM235 234V233H234ZM237 234V236H238ZM12 235V236H11ZM89 235V234H88ZM236 235V234H235ZM246 235V234H244ZM262 234H260L261 236ZM13 237V238H9V237ZM40 236V235H39ZM234 236V238H233ZM240 236V235H239ZM242 236V235H241ZM263 236V235H262ZM90 237V236H89ZM248 237V236H247ZM253 237H256V236H253ZM40 237H38L37 239H39ZM81 238L82 237H78V236H67V235H63L61 234V239L59 240V243L56 245V251H58L60 254L65 251V249L68 247L69 249V246L72 244H78V243H81ZM87 238V236H86ZM238 238V237H237ZM252 238V237H251ZM260 238V237H259ZM264 238V237H263ZM83 239V238H82ZM85 239V238H84ZM90 239V238H89ZM88 239V240H89ZM241 239V238H240ZM243 239V238H242ZM245 239V237H244ZM249 239V238H248ZM21 240V239H20ZM36 241V239H34ZM42 240V239H41ZM87 240V239H86ZM93 240V239H92ZM91 240V241H92ZM237 241L239 239H236ZM251 240V239H249ZM262 240V239H260ZM263 241L262 240V244H263ZM34 242V241H32ZM31 242V243H32ZM37 242V241H36ZM39 242V240H38ZM239 242H242V240ZM245 242V240H244ZM247 242V241H246ZM41 243L43 244V241H41ZM40 243V245H41ZM83 243V242H82ZM85 243V242H84ZM83 243V244H84ZM89 243L88 245L90 246L91 242H87ZM243 243V242H242ZM241 243V244H242ZM250 244V241L248 242ZM260 244V242H258ZM39 243H37L35 245L34 243V247L35 249L33 248V251L37 248H39ZM46 244V243H44ZM94 244V243H93ZM239 244V243H238ZM247 244V243H246ZM247 244V245H249ZM32 245V244H31ZM81 245V244H80ZM240 245V244H239ZM238 245V246H239ZM243 245V244H242ZM241 245V246H242ZM44 246V245H43ZM41 247L40 248H44V247ZM46 246V245H45ZM48 246V245H47ZM76 246V245H75ZM88 246V247H89ZM255 246V245H254ZM260 246V245H259ZM37 247V248H36ZM71 247V246H70ZM86 247V246H84ZM20 248V247H19ZM39 248V249H40ZM75 248V247H74ZM239 248V247H237ZM243 248V247H242ZM245 248V247H244ZM243 248V250H244ZM251 248V247H249ZM259 248V247H258ZM264 248V247H263ZM18 249V248H17ZM29 249V248H28ZM27 249V250H28ZM32 249V246L31 248ZM29 249V250H30ZM247 249V248H246ZM262 249V248H261ZM14 250V251H15ZM23 250V249H22ZM21 251V253H23ZM26 250V249H25ZM49 250V249H48ZM75 250V249H74ZM242 250V249H241ZM251 250V249H249ZM257 250V249H256ZM264 250V249H263ZM32 251V250H30ZM32 251V252H33ZM34 251V252H35ZM39 250H37L36 252H38ZM41 251V250H40ZM50 251V250H49ZM79 251V250H78ZM18 252V251H17ZM26 252V251H25ZM33 252V253H34ZM42 253H46L45 251H41ZM57 252V253H58ZM205 252V254H204ZM246 251H244L245 253ZM248 252V251H247ZM260 252V251H259ZM3 253V252H2ZM27 253V252H26ZM56 253V254H57ZM67 252H65L64 254H66ZM29 254V252L27 253ZM26 254V256H27ZM61 254V255H62ZM63 254V255H64ZM71 254V253H70ZM76 254V252H75ZM204 254V255H203ZM255 254V253H254ZM257 254V253H256ZM261 254V252H260ZM17 255V254H16ZM20 256V254H18ZM74 255V254H73ZM72 255V256H73ZM245 255V256H244ZM259 256V254H257ZM256 255V256H257ZM264 254H262L263 256ZM18 256V258H19ZM29 256H31L29 254ZM59 256V254H58ZM66 256V255H65ZM64 256V257H65ZM69 256V255H68ZM71 256V257H72ZM76 256V255H75ZM205 256V257H203ZM247 256V257H246ZM5 257V256H4ZM13 257V256H12ZM23 257V256H22ZM61 257V256H60ZM67 257V256H66ZM70 257V258H71ZM260 257V256H259ZM264 257V256H263ZM7 258V257H6ZM5 259V258H4ZM3 259V260H4ZM21 259V258H19ZM29 259V257H28ZM27 259V260H28ZM58 259V258H57ZM63 259V258H62ZM69 259V257L67 258ZM264 259V258H263ZM262 259V260H263ZM61 260V259H60ZM65 260V259H64ZM63 260V262H64ZM255 260V259H254ZM10 261V260H9ZM29 261V260H28ZM27 263L28 264H47V263H44L42 261H37L36 259H33L31 258L30 261ZM68 261V260H67ZM259 261V259H258ZM46 262V261H45ZM252 262V261H251ZM263 262V261H262ZM261 262V263H262ZM10 263V262H8ZM26 263V261L24 262ZM258 263V262H257ZM0 264H4V262L2 261V256H1V253H0ZM6 264V263H5ZM253 264V263H252ZM263 264V263H262Z\"/></svg>",
  "mask_w": 264,
  "mask_h": 264
}]
</instances>
